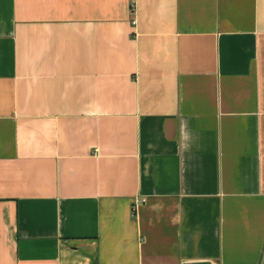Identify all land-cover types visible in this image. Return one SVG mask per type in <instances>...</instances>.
Wrapping results in <instances>:
<instances>
[{
    "label": "crops",
    "instance_id": "0c3cea01",
    "mask_svg": "<svg viewBox=\"0 0 264 264\" xmlns=\"http://www.w3.org/2000/svg\"><path fill=\"white\" fill-rule=\"evenodd\" d=\"M263 257L264 0H0V264Z\"/></svg>",
    "mask_w": 264,
    "mask_h": 264
},
{
    "label": "built area",
    "instance_id": "2783aa9c",
    "mask_svg": "<svg viewBox=\"0 0 264 264\" xmlns=\"http://www.w3.org/2000/svg\"><path fill=\"white\" fill-rule=\"evenodd\" d=\"M131 11H133V12L135 11V4H132ZM134 24H135V22H134ZM145 202H146V200H137L135 203V209H137L139 207V205H141Z\"/></svg>",
    "mask_w": 264,
    "mask_h": 264
},
{
    "label": "water",
    "instance_id": "95a60500",
    "mask_svg": "<svg viewBox=\"0 0 264 264\" xmlns=\"http://www.w3.org/2000/svg\"><path fill=\"white\" fill-rule=\"evenodd\" d=\"M262 264H264V257H263V260H262Z\"/></svg>",
    "mask_w": 264,
    "mask_h": 264
}]
</instances>
